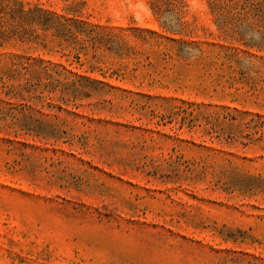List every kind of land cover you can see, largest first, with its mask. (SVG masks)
Returning a JSON list of instances; mask_svg holds the SVG:
<instances>
[{
	"label": "rangeland",
	"instance_id": "374dc122",
	"mask_svg": "<svg viewBox=\"0 0 264 264\" xmlns=\"http://www.w3.org/2000/svg\"><path fill=\"white\" fill-rule=\"evenodd\" d=\"M244 1L0 0V73L37 62L28 110L0 84V264H264Z\"/></svg>",
	"mask_w": 264,
	"mask_h": 264
},
{
	"label": "trees",
	"instance_id": "16d2710c",
	"mask_svg": "<svg viewBox=\"0 0 264 264\" xmlns=\"http://www.w3.org/2000/svg\"><path fill=\"white\" fill-rule=\"evenodd\" d=\"M249 3V1L245 0L244 4ZM213 8H216V5H214ZM1 22V20H0ZM1 24V23H0ZM4 32L0 31V40L5 41ZM37 62L31 61L28 58H15L14 61L11 63V65L1 71L0 75V84L3 87L7 88V92L4 93L5 95H11L13 93L12 98H14L16 101L19 102L18 105L21 106V110L25 111L30 108L29 100L25 97L23 94L26 91V86H23L21 84H15L14 81H19L24 77V85H29L30 80L27 77L29 75L30 71L33 69ZM41 99V98H39ZM50 100V99H49ZM50 104L48 103V106ZM1 113V112H0Z\"/></svg>",
	"mask_w": 264,
	"mask_h": 264
}]
</instances>
